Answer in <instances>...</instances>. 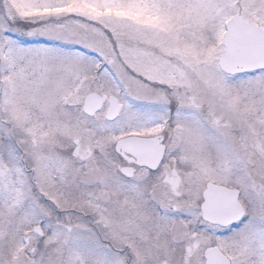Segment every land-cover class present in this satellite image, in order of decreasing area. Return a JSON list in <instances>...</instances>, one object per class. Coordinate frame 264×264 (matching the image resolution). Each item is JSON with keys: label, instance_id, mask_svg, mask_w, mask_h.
Wrapping results in <instances>:
<instances>
[{"label": "snow or ice", "instance_id": "obj_1", "mask_svg": "<svg viewBox=\"0 0 264 264\" xmlns=\"http://www.w3.org/2000/svg\"><path fill=\"white\" fill-rule=\"evenodd\" d=\"M0 264H264V0H0Z\"/></svg>", "mask_w": 264, "mask_h": 264}]
</instances>
